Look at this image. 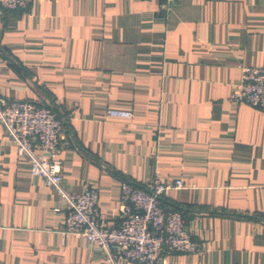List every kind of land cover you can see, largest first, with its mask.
I'll return each mask as SVG.
<instances>
[{
	"label": "crops",
	"instance_id": "obj_1",
	"mask_svg": "<svg viewBox=\"0 0 264 264\" xmlns=\"http://www.w3.org/2000/svg\"><path fill=\"white\" fill-rule=\"evenodd\" d=\"M241 64L264 67V0L0 6V95L50 103L67 123V191L97 187L115 228L122 180L184 182L163 205L204 249L159 264H264V111L230 99ZM67 212L0 123V264H106L65 232Z\"/></svg>",
	"mask_w": 264,
	"mask_h": 264
},
{
	"label": "built area",
	"instance_id": "obj_2",
	"mask_svg": "<svg viewBox=\"0 0 264 264\" xmlns=\"http://www.w3.org/2000/svg\"><path fill=\"white\" fill-rule=\"evenodd\" d=\"M32 2L0 0V6L19 10ZM230 99L264 111V67L241 64L240 78ZM107 113L112 117H133L131 111L122 109H109ZM0 123L13 139L18 154L29 159L32 175L41 177L66 202L65 232L81 235L91 248L102 250L106 264H159L174 253L203 252V244L193 239L183 212L163 205L171 190L186 187L181 179L157 174L143 183L122 180V222L118 227H109L100 214L97 187L91 185L74 193L63 186L61 153L69 128L53 105L0 95Z\"/></svg>",
	"mask_w": 264,
	"mask_h": 264
},
{
	"label": "trees",
	"instance_id": "obj_3",
	"mask_svg": "<svg viewBox=\"0 0 264 264\" xmlns=\"http://www.w3.org/2000/svg\"><path fill=\"white\" fill-rule=\"evenodd\" d=\"M128 180H130V179H128ZM176 209V208H175ZM177 210H179V208H177Z\"/></svg>",
	"mask_w": 264,
	"mask_h": 264
}]
</instances>
